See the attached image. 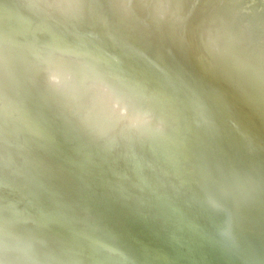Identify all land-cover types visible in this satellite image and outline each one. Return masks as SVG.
Here are the masks:
<instances>
[{
	"label": "bare ground",
	"instance_id": "6f19581e",
	"mask_svg": "<svg viewBox=\"0 0 264 264\" xmlns=\"http://www.w3.org/2000/svg\"><path fill=\"white\" fill-rule=\"evenodd\" d=\"M45 2L0 0V264H264V0ZM59 58L150 119L81 123Z\"/></svg>",
	"mask_w": 264,
	"mask_h": 264
},
{
	"label": "clouds",
	"instance_id": "9594fccd",
	"mask_svg": "<svg viewBox=\"0 0 264 264\" xmlns=\"http://www.w3.org/2000/svg\"><path fill=\"white\" fill-rule=\"evenodd\" d=\"M28 6L47 9L61 7L59 4L47 3V0L43 6L31 3ZM28 67L24 61L19 65L14 63L6 68V76L17 78ZM35 77H42L45 84L53 85L63 93L70 109L83 124L96 125L104 121L112 126L136 127L150 119L147 114L134 111L131 102L112 85L98 80L78 81L76 75L64 67V58L41 61L34 66L33 79ZM9 99L6 92V112ZM5 250L8 251L7 246ZM4 264H25V261L13 252Z\"/></svg>",
	"mask_w": 264,
	"mask_h": 264
}]
</instances>
